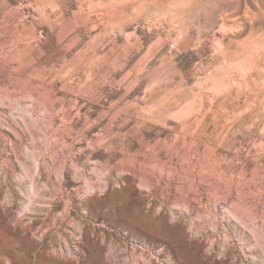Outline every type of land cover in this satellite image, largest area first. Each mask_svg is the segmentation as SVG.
Instances as JSON below:
<instances>
[{
  "label": "rangeland",
  "instance_id": "1",
  "mask_svg": "<svg viewBox=\"0 0 264 264\" xmlns=\"http://www.w3.org/2000/svg\"><path fill=\"white\" fill-rule=\"evenodd\" d=\"M0 264H264V0H0Z\"/></svg>",
  "mask_w": 264,
  "mask_h": 264
},
{
  "label": "bare ground",
  "instance_id": "2",
  "mask_svg": "<svg viewBox=\"0 0 264 264\" xmlns=\"http://www.w3.org/2000/svg\"><path fill=\"white\" fill-rule=\"evenodd\" d=\"M144 164H145V163H144ZM144 164H140V166H139V167H141V165H142V167H143V165H144ZM145 166H146V165H145Z\"/></svg>",
  "mask_w": 264,
  "mask_h": 264
}]
</instances>
